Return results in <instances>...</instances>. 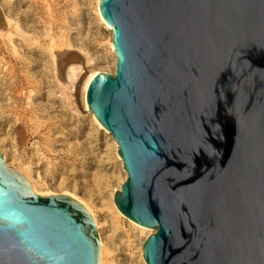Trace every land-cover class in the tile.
I'll list each match as a JSON object with an SVG mask.
<instances>
[{"label":"water","instance_id":"95a60500","mask_svg":"<svg viewBox=\"0 0 264 264\" xmlns=\"http://www.w3.org/2000/svg\"><path fill=\"white\" fill-rule=\"evenodd\" d=\"M115 74L87 104L119 146L147 264H264V0H101ZM0 10V23L3 21ZM89 210L0 152V264H99Z\"/></svg>","mask_w":264,"mask_h":264},{"label":"rangeland","instance_id":"374dc122","mask_svg":"<svg viewBox=\"0 0 264 264\" xmlns=\"http://www.w3.org/2000/svg\"><path fill=\"white\" fill-rule=\"evenodd\" d=\"M97 1L14 0L7 5L3 16L14 23L9 28L14 42L0 38V45L9 46L0 51V132L14 146L8 160L30 168L42 195L71 192L92 201L108 251L105 264H125L122 230L108 221L114 216L112 193L125 174L110 139L81 105L77 83L91 73L115 74L111 32L98 17ZM25 115L30 122L21 121ZM0 152L10 148L0 147ZM140 238L148 239L146 234Z\"/></svg>","mask_w":264,"mask_h":264},{"label":"bare ground","instance_id":"6f19581e","mask_svg":"<svg viewBox=\"0 0 264 264\" xmlns=\"http://www.w3.org/2000/svg\"><path fill=\"white\" fill-rule=\"evenodd\" d=\"M12 1H14V0H1V2H2V7H1L2 13H3V11L6 10L7 5L10 2H12ZM100 1L101 0H98L97 1V13H98V17H99L100 21L111 32V37H112V40H111V49H112V53L114 55V64H115V72H116V69H117V56H116V53H115V50H114V45H113V28H111L104 21V19L101 16V13H100ZM12 25H14V23L9 18H4L3 21L0 23V38H2L3 40H7V41H9L11 43L14 42V40H13L14 35H12V33L9 32V28ZM20 30H21L20 29V25H15V32L18 33V32H20ZM5 48L6 49L7 48L9 49V46L8 45H0V51L1 52L4 51ZM65 64H66V62H65ZM67 64H69V63L67 62ZM68 67H71V66H68ZM69 70L67 69V72ZM102 73H105V72H102ZM98 74H100V73H91L90 75H86L84 77H81L82 78L81 82H79L80 80L78 82L77 81L76 82L79 83V85H78V91H79L80 97H81L80 100H82V102H81L82 104L81 105L84 107V109L88 113V117L94 123V125L97 128H99L100 130L103 131L104 136L106 138H109L110 139V142H111L112 146L114 147V149H112V150H114L115 157L118 160V162H119L120 166L122 167V169L124 171V174H125L124 182L119 186V188L117 190H114L113 193H112V197H111V211H112V213H113L114 216H113V218H110L108 221L111 223V225L115 229L122 230V235H123L122 237L125 238V243H124V253H125V259H124V261L126 262L125 264H147L145 262L144 252H143V247H144V244L146 242L144 243L141 240L140 236L143 235V234H146L147 235V238H149L150 236H152L153 234H155V231L154 230H151V229H148V228H145V227H143V226H141V225L133 222L132 220L128 219L126 216H124L118 210V208H117V206L115 204V195H116L117 192H119L121 190L122 185L126 182L128 176H127V173H126V171L124 169L123 160L121 159V157L119 156V153H118L119 146L117 145V143L114 140L113 136L97 121V119L95 118L94 114L89 110V107H88V104H87V90H88V87H89L91 81ZM66 75H68V74H66ZM74 87L75 86H73V88ZM22 120L29 121L30 122L31 121V118L28 117V115L27 116L25 115V116H22L21 121ZM46 142H48V141H46ZM51 143L54 144V142H51ZM58 143L60 144L61 141H58ZM0 147H2V148L4 147L5 149L8 148V147L10 148V152L9 153H6V154L5 153H2L4 155V158H5L6 163L10 167H13L14 169L18 170L21 174H23L30 181V183H31V185L33 187V190L35 191L36 194H39L41 196H44V195H42V193H40L39 189L37 188V185L31 179V176H30V168L29 167H24V166H14L8 160V156H10V153H12V148L14 146L12 145L11 139H9V137L3 136V134H1V132H0ZM51 195H58V194H56V193H50V194H47L46 196H51ZM61 195H68V196H71V197L75 198L76 200H78L79 202H81L89 210V212L93 215V217H94V219H95V221L97 223V227H98L99 235H100V242H101L100 243L101 244V250H100V263L99 264H105V257L107 256L108 251H107V247H106V242H105L104 236H103L102 231H101V225L98 222L97 217H96V214H95V211H94L96 209L95 208V205H93V203H92L91 200L85 201L84 199L78 197L76 194L71 193V192H64ZM147 240L148 239H146V241Z\"/></svg>","mask_w":264,"mask_h":264}]
</instances>
